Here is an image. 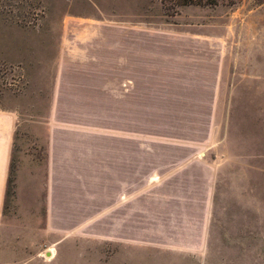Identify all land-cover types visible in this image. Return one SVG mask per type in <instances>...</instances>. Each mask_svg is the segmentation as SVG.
Returning <instances> with one entry per match:
<instances>
[{
  "label": "rangeland",
  "instance_id": "obj_1",
  "mask_svg": "<svg viewBox=\"0 0 264 264\" xmlns=\"http://www.w3.org/2000/svg\"><path fill=\"white\" fill-rule=\"evenodd\" d=\"M193 1L0 0V109L17 113L0 264H264V0ZM62 44L76 83L55 108ZM126 99L138 149L127 226L112 136L91 145L106 150L102 172L61 187L49 170L63 119L81 151L87 129L113 132Z\"/></svg>",
  "mask_w": 264,
  "mask_h": 264
},
{
  "label": "crops",
  "instance_id": "obj_2",
  "mask_svg": "<svg viewBox=\"0 0 264 264\" xmlns=\"http://www.w3.org/2000/svg\"><path fill=\"white\" fill-rule=\"evenodd\" d=\"M63 44H65L63 42ZM62 44L60 53L64 58L67 57V62L64 61L60 68L59 76L56 80V89L55 97L53 99V107L60 108L62 106H69L68 94L71 93L75 81L65 78L67 73L74 71V67L71 66L70 62L74 51L72 47L64 46ZM131 54V53H130ZM69 56V58H68ZM122 57V55L120 54ZM117 61V60H116ZM122 59L118 58V61L115 62V71L121 73L122 68ZM126 68V67H125ZM82 69V68H81ZM81 69H78L79 71ZM83 72L87 76L99 75L100 73L104 75V70L101 71L97 68H85ZM70 87V90L66 88ZM82 90L87 93L92 90H98L99 85H95L93 82H85L82 84ZM68 89V88H67ZM118 94L116 95V103L118 100L122 102V82L119 81V86L117 90ZM71 96V94H70ZM87 102H90V99L87 98ZM124 105L120 106L119 111L117 112V118H115V126L113 132H93L90 129H87V132L83 134L82 141L86 143L85 149L83 150H74L75 137H73L74 126L69 125L68 119H63L62 126L59 131H62L58 135L53 131L51 136V145L49 150L50 156V171L60 172L61 174V187H70L74 186L73 182L77 178L79 172H94V171H103V164L101 160L105 157L101 155L102 147H98V151L92 149L93 138L97 135H109L112 136L114 142L111 149L112 158L109 159V163L112 165V186L115 189L114 196L116 201V220L123 221L126 224H132V221L135 219V204H136V187H137V168H138V149H137V126H136V112L135 105L132 103V100H124ZM89 105V104H87ZM60 116H64L61 115ZM67 116V115H65ZM74 120V119H73ZM65 123V126L63 125ZM17 125V113L10 110L0 109V208L2 206L7 181L10 173L11 158L15 140V129ZM105 136L100 137L99 139H105ZM98 139V140H99ZM81 140V139H80ZM92 145V147H91ZM97 152V154H96ZM81 156V161H77L75 156ZM98 155V160L95 159V156ZM75 173L72 175V173ZM87 179H93L88 176ZM90 185V184H88ZM127 228V227H126ZM131 226H129V229Z\"/></svg>",
  "mask_w": 264,
  "mask_h": 264
},
{
  "label": "trees",
  "instance_id": "obj_3",
  "mask_svg": "<svg viewBox=\"0 0 264 264\" xmlns=\"http://www.w3.org/2000/svg\"><path fill=\"white\" fill-rule=\"evenodd\" d=\"M194 2L193 0H183V4H189V3H192Z\"/></svg>",
  "mask_w": 264,
  "mask_h": 264
},
{
  "label": "bare ground",
  "instance_id": "obj_4",
  "mask_svg": "<svg viewBox=\"0 0 264 264\" xmlns=\"http://www.w3.org/2000/svg\"><path fill=\"white\" fill-rule=\"evenodd\" d=\"M49 255H50V253H49Z\"/></svg>",
  "mask_w": 264,
  "mask_h": 264
}]
</instances>
